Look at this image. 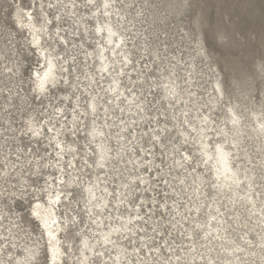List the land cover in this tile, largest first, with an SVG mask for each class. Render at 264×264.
<instances>
[{
	"label": "rangeland",
	"instance_id": "374dc122",
	"mask_svg": "<svg viewBox=\"0 0 264 264\" xmlns=\"http://www.w3.org/2000/svg\"><path fill=\"white\" fill-rule=\"evenodd\" d=\"M0 264H264V0H0Z\"/></svg>",
	"mask_w": 264,
	"mask_h": 264
},
{
	"label": "bare ground",
	"instance_id": "6f19581e",
	"mask_svg": "<svg viewBox=\"0 0 264 264\" xmlns=\"http://www.w3.org/2000/svg\"><path fill=\"white\" fill-rule=\"evenodd\" d=\"M107 29V43H109V41L112 40V33H113V29L111 28H106ZM34 43L36 42V39L33 40ZM113 46H112V50L114 49V47L116 46V40H114L113 42ZM103 55H100V58H102ZM48 62L45 66V69L43 70V72L37 74L38 76V81H39V88L43 89L45 88V85L48 82H51L53 79V66H54V62L52 60L49 59V57H46ZM102 69H105V63H103L101 65ZM57 145L58 147L64 149V147H62V145L59 143V141L57 140ZM103 149V148H102ZM102 156V155H101ZM217 161H218V174L223 175V179H230L231 177V169L228 166V161H227V157H226V153L222 150V148H220V146L217 147ZM222 179V180H223ZM56 190V189H55ZM57 191V190H56ZM91 196L93 198H95V192L91 191ZM60 197V191H57V194L54 196H52L49 199V204L48 205H38L37 208L34 210V212L36 213V216L38 217V219L40 221H42L44 230L46 235L48 236V240H49V245H48V250H50V254L52 259H57L59 256V236L57 235L59 228L61 227V225H59V221L56 220V215L54 212V206H52L51 204H55ZM106 233V232H105ZM115 233V231L113 232V234ZM102 234V233H101ZM102 238V241L100 244H105L108 242V239L106 237V234H102V236L100 237Z\"/></svg>",
	"mask_w": 264,
	"mask_h": 264
}]
</instances>
